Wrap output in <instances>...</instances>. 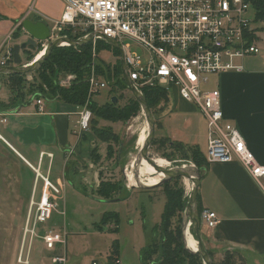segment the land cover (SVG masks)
I'll list each match as a JSON object with an SVG mask.
<instances>
[{"label": "crops", "instance_id": "obj_1", "mask_svg": "<svg viewBox=\"0 0 264 264\" xmlns=\"http://www.w3.org/2000/svg\"><path fill=\"white\" fill-rule=\"evenodd\" d=\"M18 1L22 4L15 9L13 0H0V47L3 43L13 47L27 40L20 25L23 20L56 21L63 13L61 0ZM19 28L26 35L23 40L14 38ZM261 29H264V21L263 26L257 28V40ZM92 60L97 62V56ZM117 62L120 65L118 59L113 64L104 63L112 68ZM240 64L243 67L241 73L218 74L213 89L219 92L223 118L234 125L256 162L264 166V48L258 54L244 58ZM7 76L0 75V121L4 120L0 122V159L10 155L16 160L15 168L26 182L29 181L30 192L34 188L37 169L39 175L60 189L62 197L68 191L86 197V189L96 191L101 181L113 180L107 178L118 164L114 158H108V144L98 141L90 129L74 134L82 106L65 103L56 95L46 94V90L43 95L36 90L17 99L9 91L11 85ZM120 76L122 78L121 68ZM102 80L107 85L115 83L114 79ZM176 99L173 101L175 109L195 111L179 97ZM36 100H41V111H38ZM110 101L98 104L93 99L91 102L103 106ZM171 121L167 111L158 116L160 137L171 140L173 135L179 137L174 133ZM181 122L178 125L187 129L188 121L183 119ZM99 125L112 127L104 121ZM165 129L170 131V136L165 134ZM205 139L207 142V133ZM175 141L200 150L199 139L194 135L186 134ZM59 195L50 193L55 203L60 199ZM196 203L201 211L213 212L218 221L213 229L202 226L207 251L218 255L232 252L244 264H248V259L250 263L253 260L251 264H264V193L241 164H209L201 174ZM117 260L120 263L119 257Z\"/></svg>", "mask_w": 264, "mask_h": 264}, {"label": "built area", "instance_id": "obj_2", "mask_svg": "<svg viewBox=\"0 0 264 264\" xmlns=\"http://www.w3.org/2000/svg\"><path fill=\"white\" fill-rule=\"evenodd\" d=\"M61 1L64 8L60 19L43 21L49 29V38L37 44L35 53H32L33 59L24 63L25 67L44 54L49 42L66 37L61 35L65 31L77 39L92 37V59L96 58L98 41H113L121 50L126 76L139 94L142 95V90L146 88H159L193 106L205 119L206 163L241 164L264 193V166L256 162L234 125L223 118L219 92L204 88L208 75L241 73L243 67L240 62L258 54L257 29L253 26L254 11L248 0ZM65 46L66 43L60 47ZM0 54V67L11 66L12 47L3 43ZM74 80L75 76L66 75L59 78L57 86L69 88ZM87 85V101L78 114L75 135L89 130L92 115L88 104L93 96L108 87L105 81L94 74L93 66ZM35 104L41 111V100H36ZM169 168H172L170 164ZM35 172L37 174L38 169ZM38 178L42 180L44 190L38 201H35L34 196L30 201L24 232L30 238L34 235L36 225L45 223L50 211L57 207L50 193H60L47 178L41 175ZM33 207L34 218L29 230ZM199 222L207 229H213L218 223L216 215L208 210L200 212ZM42 240L48 251H53L56 244L65 245L64 235L52 230L45 232ZM21 255L20 252V262ZM65 262L64 255L52 258V264ZM90 264L99 263L92 261ZM115 264L120 263L117 260Z\"/></svg>", "mask_w": 264, "mask_h": 264}, {"label": "rangeland", "instance_id": "obj_3", "mask_svg": "<svg viewBox=\"0 0 264 264\" xmlns=\"http://www.w3.org/2000/svg\"><path fill=\"white\" fill-rule=\"evenodd\" d=\"M20 4H22L20 1L13 0V7L15 9ZM253 26L256 29L258 27L260 28L263 26V22L253 23ZM18 37L23 40L26 35L19 31ZM256 45L259 50L264 48V29L259 31V39L256 41ZM34 51L35 48H28L26 51L21 52L22 63L27 62L25 52L35 53ZM96 56L97 60L106 63L113 64L116 59L120 61L119 52L116 58L113 52L103 49L99 50ZM92 62H95V60H92ZM90 74L91 69L88 78ZM94 74L104 79L96 73ZM207 80L208 82L204 86L205 89L216 88L217 75H208ZM58 81L59 79L56 80V84ZM30 86H33L31 87L34 88L33 90L39 86L44 91L49 89L47 85L39 82L37 74L34 73L25 75L24 88L26 91L24 90V92H28ZM58 88L60 87L58 86ZM115 90L116 88L113 83L111 85L108 84V88L100 91L99 95L93 96L92 101L95 99L98 104H102L103 101H110L111 97L115 96L116 102L119 103L118 105L122 106L128 98L132 97L128 90H123L118 93H115ZM9 91L12 95L13 92L10 88ZM108 95L109 98H107ZM119 95H122L123 98L118 100L117 97ZM176 98L177 96L170 95L168 104L164 110L172 118L171 122H173L174 133H177L180 138H184L186 134L196 136L199 139L201 153L205 155L207 150V142L205 139V134L207 133L206 121L197 113L195 108V113L189 111L182 112V110L175 109L176 106H173V101L177 100ZM144 119L143 114L140 112L136 117L131 118L126 123L107 122L112 124L110 128L118 136L120 143H122L123 151L126 150L128 152L123 156V159L126 160L123 168L115 165V169L110 171L109 177L107 178L113 179L108 182L118 184L119 190L112 193L107 199L97 195L98 187L96 191L90 188L86 189L84 192L86 193V197L69 193V191L64 197L59 195L58 197L60 199L56 201L57 207L50 211L45 223L36 225L32 238H30L29 234L24 235L30 201L33 196L35 201H38L44 184L40 178H38V181L34 178L33 186L35 184L36 189L33 195V187L30 192L28 188L29 181L26 182L20 176L19 171L17 172V168H15L17 166L16 160L10 155L3 156L0 159V264H52V258L62 255L66 258L65 264H90L92 261H97L99 264H106L109 261L108 257L112 254L115 244L120 264H142L140 251L151 242L153 237L152 229L160 223V215L165 202V189H161L160 186H155L150 189L132 188L126 178L129 172L133 174L135 167L131 169L129 166L131 162H134L138 150L135 143L134 151H131L130 144L134 135H136V141L139 140L141 129L144 126L146 127V120ZM183 119L189 123L187 129L183 125H178V123H183L181 122ZM101 121H97V127L108 128L100 126L99 122ZM159 132V128H156L155 125L154 139L149 149V157H159L162 159L165 163L164 168L166 169L169 164L172 167L181 165H193L195 167L194 162L190 159L191 154L188 149H184V153H180L179 151L171 152L168 144H180L175 141L176 139H180L179 137L177 138L173 135V140H171L168 137H160ZM169 133V130L165 131L167 136H170ZM157 140H162L161 142L166 141L163 148H159V145L157 143L155 144ZM181 145L183 148L191 147ZM109 146L112 148V151L118 150L117 144L109 142ZM153 175L157 176V174ZM178 186L182 190L181 199L185 208L189 200L190 192L188 193L186 190L187 185L184 184V179L179 180ZM34 212L35 208L33 207L30 213L29 230L33 223ZM183 212L184 209L182 211H175L168 231L182 226L184 218ZM104 213L116 215L118 224L116 225L114 220L108 219L102 227L103 221L101 222L100 220ZM202 226L198 222V232L202 245L205 248L206 234ZM114 228H117V231L112 232ZM49 230L64 235L65 245L56 244L53 251H48L44 246L42 235ZM189 233L190 235L195 233L193 226L190 227ZM191 236L195 239L193 234ZM155 238V245H157L156 251L161 244L160 242L164 241V235L158 230L157 233L155 232ZM27 250H29V253L26 254ZM20 252L22 254L21 262L19 261ZM210 254L213 264H219L224 256V253L218 255L215 252H210ZM235 260L238 261V258L235 257ZM157 261L158 255H152L146 264H157ZM248 261V264H251L253 260L251 263L250 259Z\"/></svg>", "mask_w": 264, "mask_h": 264}, {"label": "trees", "instance_id": "obj_4", "mask_svg": "<svg viewBox=\"0 0 264 264\" xmlns=\"http://www.w3.org/2000/svg\"><path fill=\"white\" fill-rule=\"evenodd\" d=\"M248 1L250 2L254 11L253 22H263L264 0ZM19 31H21L20 28L18 32ZM18 32L14 33V38L18 37ZM61 35L73 40L77 39V37L73 36L69 31H65ZM96 48L97 53L99 50L111 49V47L108 46L104 41H98L96 43ZM111 50L113 51L115 57H117L118 52L115 49ZM25 54V59L27 62L33 59L34 55L32 53L25 52ZM91 66H93L94 72L104 78L106 81L114 79V86L116 88L115 93L126 90L124 81L120 76L119 62H117L116 65H114L112 68L110 67V65H106L100 60H98L97 62L96 60L95 62H92L91 44L85 45L83 47L65 46L53 49L47 60L43 63L42 67L34 74H37V78L41 84L47 85V87L49 88L46 90L48 91V93L46 94L56 95L60 100L68 104L83 106L86 103L88 89L87 78L89 76ZM66 75L75 76L74 82L69 88H58L56 80L59 79L60 76ZM7 78L10 81L11 91L17 99L19 97L23 98L25 94H31L35 90H38V92L36 93H39L40 95H43L45 92L40 88V86L35 88V90H33L34 88H31L33 86H30V88L28 89L29 91L24 92L25 75H8ZM142 96L144 97L147 106L149 107L155 118L156 128H159L158 116L164 112L168 104L170 95L163 90L155 87L143 89ZM117 98L119 100L123 97L122 95H119ZM110 102L104 104L103 106H99L93 102H90L88 104V109L90 110L92 115L89 122V129L98 141L108 144L106 149L108 158H114L117 161L118 166L120 168H123V166L126 164V160L123 159V156H125L128 152H126V150L123 151L122 143H120L118 136L112 132L111 128L108 127L105 129L97 127V121L102 120L110 123H126L131 118L136 117L141 112V110L139 104L132 97L128 98L122 106L118 105V102ZM161 141L162 140L155 141V144L157 143L159 145V148H163L166 143V141ZM109 142L117 144L118 150L112 151V148H110L109 146ZM135 143L136 135H134V138L130 144L131 151H134ZM168 145L170 146L169 148L171 152L179 151L180 153H184V149H188L191 154L190 159L192 162H194L195 167L199 170L200 174H202L203 171L207 168L208 164L206 163L205 156L196 146L183 148L181 144L169 143ZM179 180L180 178L172 179L160 185L161 189H165V202L163 205L162 213L160 215V223L158 226H155L152 229L153 237L151 242L148 244V246L140 251V260L142 264H146L149 261V258L152 257V255L156 254L158 255L157 264H202L201 259L198 255L191 254L185 250L182 241L181 226L168 231L170 221L174 217L175 211H182L184 209L181 199L182 190L180 186H178ZM117 190H119L118 184L101 181L96 193L98 196L107 199L112 193L116 192ZM195 212L197 221L199 222V215L201 210L198 206H196ZM108 219H112L114 220V223L116 225L118 224L116 215L104 213L100 220L101 222L103 221L102 227L106 224V221H108ZM115 224L114 226H116ZM156 230H159L161 234L164 235V241L160 242L161 244L155 251V249L157 248V245H155V232L157 233ZM115 231H117V228H114V230H112V232ZM192 234L195 236V233ZM115 248L116 244L114 245L112 254L108 257L109 261L106 264H115V262L117 261L118 256ZM207 253L211 258L210 252L207 251ZM235 257L236 256L234 253L225 252L223 259L221 260V262H219V264H244L239 258L238 261H236Z\"/></svg>", "mask_w": 264, "mask_h": 264}, {"label": "water", "instance_id": "obj_5", "mask_svg": "<svg viewBox=\"0 0 264 264\" xmlns=\"http://www.w3.org/2000/svg\"><path fill=\"white\" fill-rule=\"evenodd\" d=\"M20 25L23 32H25V34L27 35V40L20 44H15L12 47V57H13L12 65L6 67H0V75L24 76L27 74L35 73L42 67L43 63L49 57L51 51L55 48L60 47L62 43H66L67 46H72V47H83L85 45H88L92 41V37H88L86 39H76V40L67 37L56 39L47 44L46 51L39 60H35L34 62H32L30 66L25 67L24 64H22L21 52L26 51L28 48L30 49L36 48L38 43L47 41L49 38V29L46 23L43 21L23 20ZM104 41L108 46L116 49L120 53V68L122 73V79L124 81L126 89L130 92L132 98L139 104L141 113L143 114L146 120V129H147L146 138L142 146L138 148L136 158L134 159L133 162L135 167V169L133 170V177L135 179V182L137 183V186H133L132 188L150 189L155 186H160L169 180L177 179V178H180L182 180L187 179L188 181H190L192 184V188L189 194V200L184 208V212H183L184 218L181 226L183 245L187 252L198 255L201 259L202 264H213L207 251L202 245L200 235L198 232V221L195 214L196 198H197L198 187L200 185L201 174L198 169L191 166H186V167L176 166L169 169L162 168L161 166H158L155 163L156 160L154 157H149V149L154 139L155 118L151 110L147 106L144 97L132 87L131 83L129 82L126 76L125 65L122 59V54L119 46L111 40L105 39ZM111 102L116 103V98L113 97L111 99ZM142 162H145L147 165L153 168V170L156 173L162 174V179L157 185L148 187L144 184L139 183L138 170H139V165ZM37 174L36 177L39 176V174L38 175ZM191 226H193L195 232V238L197 242V248L195 252H193L188 248L187 240H186V232L189 233Z\"/></svg>", "mask_w": 264, "mask_h": 264}, {"label": "bare ground", "instance_id": "obj_6", "mask_svg": "<svg viewBox=\"0 0 264 264\" xmlns=\"http://www.w3.org/2000/svg\"><path fill=\"white\" fill-rule=\"evenodd\" d=\"M62 44L65 45V43H62ZM42 56H43V54H40L36 60H39ZM146 133H147V129L144 126L141 129V135L139 137V140H137V143H136L138 148H140L142 146V144H143V142H144V140L146 138ZM154 158L156 160L155 163L158 166H161L162 168L165 167V163L163 162L162 159H160L159 157H154ZM130 164L131 165L129 166V168L132 169L134 167V163L131 162ZM153 174H157V176H154ZM126 178H127V181H128V183H129V185L131 187L137 186V183L135 182V179L133 177L132 172H129ZM161 179H162V174L156 173L153 170V168H151L145 162H142L139 165V170H138V181H139V183L144 184V185H146L148 187H152V186L157 185L160 182ZM184 184L187 185L186 190L189 193L190 190H191V187H192L191 182L188 181L187 179H184ZM186 240H187V246H188V248L190 250H192L193 252H195L196 251V248H197V242H196L195 239H193V237L188 232H186Z\"/></svg>", "mask_w": 264, "mask_h": 264}]
</instances>
